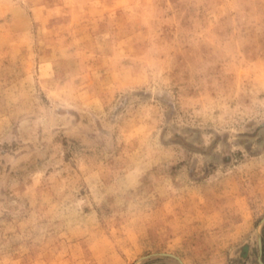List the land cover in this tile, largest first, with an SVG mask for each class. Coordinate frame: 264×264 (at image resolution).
I'll return each instance as SVG.
<instances>
[{"label": "rangeland", "instance_id": "374dc122", "mask_svg": "<svg viewBox=\"0 0 264 264\" xmlns=\"http://www.w3.org/2000/svg\"><path fill=\"white\" fill-rule=\"evenodd\" d=\"M0 264H264V0H0Z\"/></svg>", "mask_w": 264, "mask_h": 264}]
</instances>
